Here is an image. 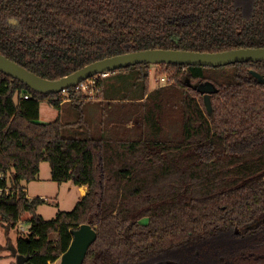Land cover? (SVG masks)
Wrapping results in <instances>:
<instances>
[{
	"label": "trees",
	"instance_id": "obj_1",
	"mask_svg": "<svg viewBox=\"0 0 264 264\" xmlns=\"http://www.w3.org/2000/svg\"><path fill=\"white\" fill-rule=\"evenodd\" d=\"M157 48H264V0H0V53L46 79ZM158 66L172 82L153 90L141 64L115 70L133 71L139 93L104 110L84 137L64 133L84 129L83 110L63 118L89 94L72 87L63 101L0 71V188L13 192L0 195V221L9 231L32 214L15 254L55 262L89 223L98 237L83 264H264V82L251 72L264 79V60ZM204 82L216 86L211 112L194 87ZM42 101L57 119L38 122ZM42 161L52 180L88 186L51 220L23 184Z\"/></svg>",
	"mask_w": 264,
	"mask_h": 264
},
{
	"label": "rangeland",
	"instance_id": "obj_2",
	"mask_svg": "<svg viewBox=\"0 0 264 264\" xmlns=\"http://www.w3.org/2000/svg\"><path fill=\"white\" fill-rule=\"evenodd\" d=\"M158 67V64L154 63L149 65L150 90L165 85L161 83V76L169 75L170 79L172 78L173 73L161 72L162 69H167V67ZM131 72L111 71L104 79L105 89L103 95L99 92L98 96L84 101L79 107H69L70 105H65L64 121L76 120L81 110L85 113V121L81 122L84 131L69 127L65 129L64 133L68 136H87L86 131H89L87 127L93 125L98 118L102 117L101 113L104 110L111 113L113 108L124 109L123 100L128 97L127 95L133 97L136 93H139L138 90L141 83L139 79L132 77L133 73ZM171 82L172 79L170 83ZM58 116V109L51 106L47 101L41 102L38 122L48 123L57 119ZM96 130L92 129L91 132L95 133L94 131ZM23 183L27 185L30 197H42L45 200L37 207L36 212L41 214L46 220L55 218L59 211L72 210L80 199L79 191L74 187L71 181L58 182L52 180L51 166L48 161H42L40 172L36 179L30 182L24 181ZM31 216L32 214L30 212H23L17 226L11 228L9 231L6 230L4 224L0 221V264H16L17 254L13 252L12 247L17 245V240L20 235L26 234L29 231ZM142 221L148 222L149 218H143ZM55 235L56 234H53V237H55ZM60 258L55 262H49V264H59Z\"/></svg>",
	"mask_w": 264,
	"mask_h": 264
},
{
	"label": "water",
	"instance_id": "obj_3",
	"mask_svg": "<svg viewBox=\"0 0 264 264\" xmlns=\"http://www.w3.org/2000/svg\"><path fill=\"white\" fill-rule=\"evenodd\" d=\"M15 23V22H14ZM264 48H240L222 52H196L179 49H148L130 52L92 62L79 70L57 80L43 78L15 61L0 53V71L25 83L32 90L49 94L58 93L65 87L74 86L96 74L115 71L132 65L141 64L145 74L146 68L151 63H175L202 66H225L237 62L263 61ZM253 75L260 80L261 75L252 70ZM203 95L207 109L211 112L210 96L216 91V86L211 82L194 85ZM73 239L67 251L63 253L59 264H83L91 245L98 237L97 230L89 223L81 224L72 230ZM16 264H34L29 255L17 254Z\"/></svg>",
	"mask_w": 264,
	"mask_h": 264
},
{
	"label": "built area",
	"instance_id": "obj_4",
	"mask_svg": "<svg viewBox=\"0 0 264 264\" xmlns=\"http://www.w3.org/2000/svg\"><path fill=\"white\" fill-rule=\"evenodd\" d=\"M110 72H103V73H99L96 74L86 80H83L82 82L71 86V87H65L60 91V99H62L63 101H69L70 98V92H71V88L73 87L74 90L76 91H83L85 94H89V96H91V98H95L96 96H98V93L100 92V89L97 87V82L99 79L105 78L106 76L109 75ZM161 83L162 84H167L170 83L171 79L169 77V75H163L160 78ZM26 98L28 97V95L25 96ZM6 195H10L12 194V190H10V188H0V195L2 193H4Z\"/></svg>",
	"mask_w": 264,
	"mask_h": 264
},
{
	"label": "crops",
	"instance_id": "obj_5",
	"mask_svg": "<svg viewBox=\"0 0 264 264\" xmlns=\"http://www.w3.org/2000/svg\"><path fill=\"white\" fill-rule=\"evenodd\" d=\"M104 89H105V84H104V87H103V92H104ZM102 95H103V93H102ZM73 185H74V187H76L78 189V191H79V198L80 199L88 192V186L87 185H75V184H73ZM24 186L26 187L25 190H26L27 196L30 197L29 196V190H28L27 185L24 184ZM30 198H32V197H30Z\"/></svg>",
	"mask_w": 264,
	"mask_h": 264
}]
</instances>
